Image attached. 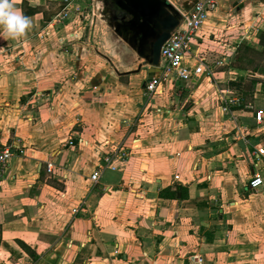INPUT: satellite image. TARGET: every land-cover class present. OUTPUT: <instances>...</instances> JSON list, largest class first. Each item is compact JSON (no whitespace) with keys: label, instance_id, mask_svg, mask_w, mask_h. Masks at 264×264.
Listing matches in <instances>:
<instances>
[{"label":"crops","instance_id":"0c3cea01","mask_svg":"<svg viewBox=\"0 0 264 264\" xmlns=\"http://www.w3.org/2000/svg\"><path fill=\"white\" fill-rule=\"evenodd\" d=\"M168 1L180 14L196 2ZM12 2L38 12L24 36L0 37V146L13 150L0 264H264V188L249 186L264 179V60L234 67L241 45L260 49L264 0H219L183 60L210 75L152 97L162 67L119 69L96 0ZM117 148L129 157L92 182Z\"/></svg>","mask_w":264,"mask_h":264},{"label":"built area","instance_id":"2783aa9c","mask_svg":"<svg viewBox=\"0 0 264 264\" xmlns=\"http://www.w3.org/2000/svg\"><path fill=\"white\" fill-rule=\"evenodd\" d=\"M71 1L72 0H65V3L69 5ZM218 8L219 0H196L191 11L187 14H181L182 20L179 26L171 33L169 39L161 48L160 67H162V75L151 77L145 84V90L148 96L152 97L157 95L162 83L173 79L174 76H176L178 80H189L201 74L210 75V71L204 64L200 63L197 68L193 69L184 66L183 60L189 56L196 58L192 50L195 38L200 32L209 13ZM225 103L223 109L229 112L228 103L226 101ZM229 103H231V101ZM256 119L258 123H262L264 121V112H257ZM12 157L13 150L10 147L0 146V181L4 178L9 161ZM128 157L129 152L125 149L117 148L112 153H109L103 157L102 164L91 176V181L97 183L104 171L107 169H116L115 162H117V160L125 161ZM53 170L54 165L52 163H47V171L52 173ZM249 186L253 191L264 188V179L261 174L254 171ZM189 261V264H203L204 259L201 255L194 254L189 257Z\"/></svg>","mask_w":264,"mask_h":264},{"label":"water","instance_id":"95a60500","mask_svg":"<svg viewBox=\"0 0 264 264\" xmlns=\"http://www.w3.org/2000/svg\"><path fill=\"white\" fill-rule=\"evenodd\" d=\"M94 13L150 73L161 64V48L182 16L167 0H96Z\"/></svg>","mask_w":264,"mask_h":264},{"label":"clouds","instance_id":"9594fccd","mask_svg":"<svg viewBox=\"0 0 264 264\" xmlns=\"http://www.w3.org/2000/svg\"><path fill=\"white\" fill-rule=\"evenodd\" d=\"M31 27V20L16 8L12 0H0V37L18 39Z\"/></svg>","mask_w":264,"mask_h":264},{"label":"trees","instance_id":"16d2710c","mask_svg":"<svg viewBox=\"0 0 264 264\" xmlns=\"http://www.w3.org/2000/svg\"><path fill=\"white\" fill-rule=\"evenodd\" d=\"M24 15L28 17L33 13H37V9H31L27 4L23 5ZM259 47L256 49L254 47L248 46L247 44L241 45L240 49L236 54V61L234 67L237 69H248L252 71H259L262 60H264V31L259 34ZM250 83L256 84L258 80L249 79ZM245 105L235 106L237 108L244 107Z\"/></svg>","mask_w":264,"mask_h":264},{"label":"rangeland","instance_id":"374dc122","mask_svg":"<svg viewBox=\"0 0 264 264\" xmlns=\"http://www.w3.org/2000/svg\"><path fill=\"white\" fill-rule=\"evenodd\" d=\"M100 47L115 61L120 70L137 69L140 64L138 58L127 51L119 40L108 38L100 43Z\"/></svg>","mask_w":264,"mask_h":264},{"label":"flooded vegetation","instance_id":"af4514ba","mask_svg":"<svg viewBox=\"0 0 264 264\" xmlns=\"http://www.w3.org/2000/svg\"><path fill=\"white\" fill-rule=\"evenodd\" d=\"M139 67V66H138Z\"/></svg>","mask_w":264,"mask_h":264}]
</instances>
